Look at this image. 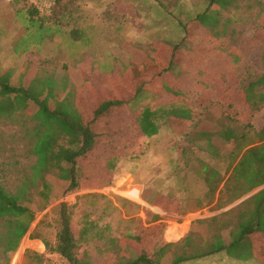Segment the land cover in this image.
<instances>
[{"label":"trees","instance_id":"obj_1","mask_svg":"<svg viewBox=\"0 0 264 264\" xmlns=\"http://www.w3.org/2000/svg\"><path fill=\"white\" fill-rule=\"evenodd\" d=\"M61 1L53 0L50 13L41 14L23 0L30 9L27 19L22 18L23 32L19 33L20 37H13L10 47L3 44L14 59L23 57L34 44L38 46L49 42L54 34L61 38L59 46L66 43V40L83 39L85 32L66 31L57 24L56 9L65 5ZM208 1L207 9L217 1L228 0ZM203 14H199L196 19L199 20ZM5 28L3 23L0 31ZM176 48L174 46L173 51ZM159 51L161 53L154 56L152 62H144L138 67H135L136 61L120 65L114 61H96L93 68H102L99 75L102 84L99 88L95 84L90 86L85 94H77L66 83V77L58 93H55L54 69L39 65L47 61L52 63L55 56H48L50 58L39 63L24 61L17 78H14V68H0V119L16 127L9 134L0 131V264L9 263L11 255L33 222L35 212L44 209L49 203L53 189L49 176L64 183V194L83 190V181L89 177L91 170H85L82 159L95 155L99 140L111 133L109 124L102 122L108 112L126 111L137 129V138L130 142L127 149L125 142H122L123 136L117 147L120 150L124 148L127 152L124 154L129 155L138 154L143 147V138L157 134L160 127L169 120H178L184 124L193 120V111L188 104L177 101L155 108L149 105L138 110L130 108V102L152 85L153 78L149 79L151 73L160 74L176 66L172 58H163L165 52L162 47ZM63 67L66 65L63 64ZM262 67L264 70V56ZM113 72L116 74L111 76ZM133 74L138 78H134ZM241 87L249 109L258 110L264 104V71ZM88 111L90 118L85 115ZM103 123L105 127L101 128ZM216 134L231 146L225 151L213 139L215 134L199 133L206 144L203 149L205 153L224 166V170H218L202 158L196 159V173L204 185L200 195L187 196V202H184L186 199L183 201L179 197L161 193L153 197L144 194L142 198L154 205L157 198L166 197L174 202L175 211L181 214L207 206L222 210L242 199L218 214L194 219L186 235L177 241L167 242L159 236L146 247L142 242L141 230L122 236L124 248L115 239H111L120 264H165L163 260L167 256L170 257L168 264H181L217 253L236 260L253 258L264 263V251L260 245L264 240V127L256 131L252 123L241 122L239 125L227 126ZM114 151L110 150L103 156L105 172L113 170L116 161L125 157L119 154L121 151ZM185 165H188L186 161ZM36 197L39 198L37 203ZM95 197L105 198L103 194L83 193L76 196L74 204L59 201L53 208L57 230L52 243L45 239L44 242L49 251L61 256L68 264H93L86 250L79 255L78 244L86 242L90 235L95 238L104 236V230L96 225L99 218H89L90 212L84 213L83 225L76 231L73 223L75 208L80 203L78 200ZM147 214L151 213L147 211ZM224 232H227V239ZM33 233L35 237L39 236L38 226ZM257 240H260V244ZM137 245L141 246L139 251L133 249ZM27 255H31L37 263L42 259L40 254L33 251L27 250Z\"/></svg>","mask_w":264,"mask_h":264},{"label":"rangeland","instance_id":"obj_2","mask_svg":"<svg viewBox=\"0 0 264 264\" xmlns=\"http://www.w3.org/2000/svg\"><path fill=\"white\" fill-rule=\"evenodd\" d=\"M205 1L203 2V8L204 5H209V1ZM168 4L171 7L173 6L171 3ZM210 7L212 8L204 14L202 13L203 16L199 18V22L203 25L208 23L207 26L213 24L211 27L216 28L215 34L220 38L219 63H217L216 70V75H218L215 78L217 87L213 89L212 94H209L205 93L207 88L202 87L205 79L187 80L182 100L188 104H193V107L197 103L193 111V120L181 128L161 126L162 129L159 134L154 137L143 138V147L138 154L129 155L124 154L127 153L124 148L120 150L117 147H119L121 136H123L124 140L122 142H125L124 145L127 149L130 142L136 140L137 129L133 126V121L130 120L126 111L122 113L119 111L108 112L106 117L102 118V122L109 124L108 127H110L111 133L99 140L96 156L82 159L85 170H91L89 171V177L83 181V190L64 194V183L55 177L49 176L53 184L50 201L44 209L35 212L33 222L21 238L8 264H44L46 262L58 263L64 260L55 252L47 249L44 239L51 243L54 240V234L57 230L54 221L55 212L53 211L55 204L59 201L74 204L77 201L76 196L83 193L92 192L105 196L104 199L95 197L78 200L80 203L75 208L73 223L75 231L83 225V214L86 212H90L89 218H99L96 225L99 229L104 230L102 238H95L90 235L86 242H79L78 244L79 255L82 254L83 250H86L93 264H120L116 247L112 245L111 239H115L118 245L124 248L125 243L121 240L122 236L141 230L142 242L146 247H149L153 240L159 236L167 242L177 241L186 235L194 219L218 214L242 199L222 210L207 206L188 214H181V212L175 211L174 202L172 203L166 197L157 198L154 205L149 204L142 198L144 194L153 197L155 194L161 193L174 198L179 197L183 201L186 199L184 202H187L189 201L187 196L200 195L204 191V185L200 176L196 173L198 169L197 158H202L218 170H224L221 162L214 157H210L203 150L206 144L203 136H199L200 132L215 134L212 135L213 139L220 143L225 151H228L231 144L225 143L216 134L221 129L227 126L239 125L241 122L252 123L256 131L264 127V104L258 110L251 111L244 101L241 87L243 83L253 80L264 71L262 67V57L264 56V0L217 1ZM17 17L22 20L20 15ZM102 32L93 25L85 34L90 35L93 40H98ZM112 34L113 32H107L106 35L113 37ZM163 36L177 37L176 31L172 29L162 32ZM67 42L68 40L63 45H66ZM3 44L0 46V68H14V78H17L21 73L24 61L39 63L34 62L35 57L32 50L24 57L14 59ZM147 47L148 45L145 48ZM65 49L66 47L59 50L60 52L53 58L52 63L47 61L39 64L48 69H54L56 73L55 93L60 90L64 77L68 80L66 83L68 82L77 89L84 86L86 90V87L89 88L90 85L94 86V84L99 88V85L102 84V77L93 81V78L87 76L84 80L82 73L76 68L77 63L73 65L67 61V63L65 62ZM85 50L87 51L86 54L90 56L94 55L98 58L102 56V51L98 47L92 46L85 48ZM46 52L49 53V49H46ZM50 57L47 56L46 58ZM63 64L66 67H63ZM90 65L92 64H89V62L85 66L83 65L84 69L86 68V73L83 74L92 72ZM202 74L205 75V73ZM26 77H28V74ZM50 79L49 77L48 80ZM145 92L143 91L131 101L130 108L132 110H138L146 105L154 106L162 101L168 102L169 100L168 96L159 101L155 96ZM201 94H205V99L200 97ZM208 101L217 104V108L212 105V108L209 109V106H207ZM218 107L231 117L226 116ZM85 115L90 118L89 111ZM113 119L119 121L114 122ZM104 127L105 124L103 123L101 128ZM15 129V125L10 124L3 118L0 119L1 132L9 134ZM182 132L187 134L183 135ZM110 150H115L114 152L117 153L121 151L119 154H124L125 157H121L116 161L113 170L105 172L106 164L103 156L108 154ZM185 161L188 165H185ZM134 191H140L138 200L133 198ZM38 200L39 198L36 197V203ZM36 203H34V207ZM147 211L151 214H147ZM154 213L159 215L155 216ZM40 221H42L41 224ZM37 226L39 236L35 237L33 230ZM224 237L228 238L227 232H224ZM257 243L260 244V240H257ZM260 245L262 251H264V240ZM140 248L141 246L137 245L133 249L139 251ZM27 250L40 254L42 256L40 263H37L31 255H27ZM169 261V256L163 260L165 264H168ZM64 263L68 264L65 260ZM181 264L264 263L253 258L236 260L223 253H217L200 260L187 261Z\"/></svg>","mask_w":264,"mask_h":264},{"label":"crops","instance_id":"obj_3","mask_svg":"<svg viewBox=\"0 0 264 264\" xmlns=\"http://www.w3.org/2000/svg\"><path fill=\"white\" fill-rule=\"evenodd\" d=\"M203 2L206 1L62 0L61 3H65V5L58 7L55 12L57 24L59 23L58 25L62 29L66 31L77 30L84 33L88 32V29L90 30L94 25L97 30L103 31L102 35L98 40L91 39L88 34L83 35V39L73 38L70 40L69 38L70 41L66 45L59 46L61 38L59 35L54 34L49 42L38 46L34 44L31 49L35 57L34 62H40L46 59L47 56L56 57L60 52L59 50L66 47L64 51L65 62L67 61L73 65L77 63L76 68L82 73L83 79L86 80L85 77L89 76L95 81L99 78L102 69L95 70L93 68V63L96 65V61L101 63L114 61L113 63L119 65L131 64L136 61V66H134L138 67L144 62H152L154 56L161 53L159 48L162 47L165 52L162 55L163 58L165 60L172 58L176 66L172 70L160 74L151 73L149 79L153 78L152 85L148 86L145 93L155 96L159 101L169 96V100L168 102L162 101L154 106H149L152 108L167 106L174 101L186 103L182 99L184 98L185 84L189 79H205L202 87L207 88L205 93L212 94L213 89L217 87L215 78L218 75H216V70L217 63H219L218 55L221 43L219 42L220 38L215 34L216 28L211 27L213 24L203 25L196 19L199 14L212 8L207 9V5H204L203 8ZM168 3L173 4V6L171 7ZM28 10L30 11L23 0H0V26L3 23L6 25V28L2 29L3 31L1 30V45L4 43L7 44L5 46L10 47L13 37L16 35L20 37L19 33L23 32V27L22 20L17 21V16L19 14L23 15L21 17L26 20L29 16ZM140 23L142 24L140 25ZM170 29L176 31L177 37H162V32ZM107 32H113V37L107 36ZM147 45L148 47L145 48ZM92 46L101 49V58L86 54L85 48ZM174 46H177V48L173 51ZM141 47L143 48L141 49ZM46 49H49V53L46 52ZM87 62L92 64L90 68L95 71L90 74H83L86 73L84 66ZM202 73H205V75ZM115 74L113 72L111 76ZM133 77L138 78L134 74ZM160 80L161 82H159ZM211 80L215 81L212 82ZM68 85L70 84L68 83ZM70 87L74 88L77 94L86 91L84 86L81 88L82 91L72 85ZM86 89L88 88L86 87ZM204 95L201 94L200 97L204 98ZM196 105L197 103H195ZM212 105H215V103L212 104V101H208L207 106H209V109L212 108ZM195 106L188 104L192 111H194ZM215 108H217V104ZM185 124L171 119L162 127H184ZM162 127H160L157 134L160 133Z\"/></svg>","mask_w":264,"mask_h":264},{"label":"built area","instance_id":"obj_4","mask_svg":"<svg viewBox=\"0 0 264 264\" xmlns=\"http://www.w3.org/2000/svg\"><path fill=\"white\" fill-rule=\"evenodd\" d=\"M29 4L36 8V10L41 14H48L50 13L53 7V0H26ZM133 191V190H131ZM133 198L139 199L140 198V191L133 192ZM44 264H66L64 260L59 261L58 263L54 262H46Z\"/></svg>","mask_w":264,"mask_h":264}]
</instances>
